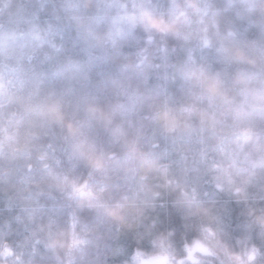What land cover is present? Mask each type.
<instances>
[{"label": "clouds", "instance_id": "9594fccd", "mask_svg": "<svg viewBox=\"0 0 264 264\" xmlns=\"http://www.w3.org/2000/svg\"><path fill=\"white\" fill-rule=\"evenodd\" d=\"M0 264H264V0H0Z\"/></svg>", "mask_w": 264, "mask_h": 264}]
</instances>
